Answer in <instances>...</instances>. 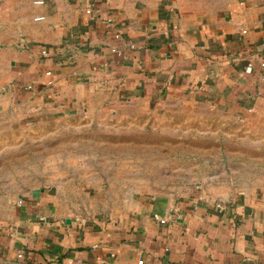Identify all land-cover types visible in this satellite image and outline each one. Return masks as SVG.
Segmentation results:
<instances>
[{
	"label": "crops",
	"instance_id": "crops-1",
	"mask_svg": "<svg viewBox=\"0 0 264 264\" xmlns=\"http://www.w3.org/2000/svg\"><path fill=\"white\" fill-rule=\"evenodd\" d=\"M33 1L0 0V264H264V0ZM144 131L168 175L114 178L169 190L63 208L66 172L113 178L80 141Z\"/></svg>",
	"mask_w": 264,
	"mask_h": 264
},
{
	"label": "rangeland",
	"instance_id": "rangeland-1",
	"mask_svg": "<svg viewBox=\"0 0 264 264\" xmlns=\"http://www.w3.org/2000/svg\"><path fill=\"white\" fill-rule=\"evenodd\" d=\"M80 143L83 149L88 150V155L76 159L79 163H82L79 167H86L84 170H87V165H93L88 163L84 165L85 160L88 159L100 161L101 164L105 162L106 165L99 164V166L95 164V166L101 168L98 170L101 179L107 180L108 178L105 177L103 171H108L113 178L112 181L93 184V182L85 179V173L79 172L80 175H78V170L75 173L71 171L66 172V174L64 173V176L68 177V180L63 181V183H66L60 188V195L65 199L62 206L74 215L84 219L113 218L120 212L126 211L125 209L128 207L131 208L132 202L140 193L153 194L169 190L167 188L154 187L135 188L129 185L130 181L128 182V186H123L120 182L121 179L115 178L124 175V172H121L124 169L128 172H133L138 167H142L143 169L142 176L144 180L166 174L162 173L163 171H159L158 163H154L153 161L159 159L168 160L170 157L166 155L165 150L163 152H155L154 149L157 146L167 148L170 144L175 149L176 144L174 141L165 138L156 139L155 135L150 131H144L142 135L136 133L134 135H127L126 137L122 136L121 138L112 136L111 138L105 137L104 139H88L80 141ZM71 158H77V155L72 153ZM139 163H142V165L140 164L137 167ZM128 176L130 178L132 175L129 174Z\"/></svg>",
	"mask_w": 264,
	"mask_h": 264
},
{
	"label": "built area",
	"instance_id": "built-area-1",
	"mask_svg": "<svg viewBox=\"0 0 264 264\" xmlns=\"http://www.w3.org/2000/svg\"><path fill=\"white\" fill-rule=\"evenodd\" d=\"M33 3H34V4H37V5H40V4L43 3V1H42V0H35V1H33ZM85 12H86V13H90V9H86ZM33 19H34L35 21H41V20L44 19V17H43V15H37V16H35ZM263 44H264V41H263ZM129 47H130V48H133V45L130 44ZM111 51L114 52L117 56H122V55H123V51H122V50H118V49L112 48ZM40 53H41V55H43V56H47V51H46L45 49H42V50L40 51ZM250 71H251V64H248V65L246 66V68H245V72H250ZM45 76H47V77H49V78L45 81L44 84L47 85V86L52 85L53 82H52V79H51V71H46V72H45ZM217 206H220V204H217ZM153 218L156 219V220H158L160 223L165 222V219H163L162 217H159L157 214H154V215H153ZM18 256H20V254H18ZM141 263H142L141 260L138 261V264H141Z\"/></svg>",
	"mask_w": 264,
	"mask_h": 264
}]
</instances>
